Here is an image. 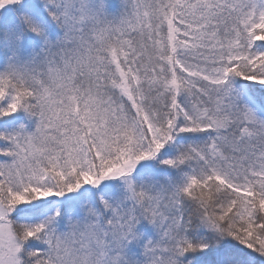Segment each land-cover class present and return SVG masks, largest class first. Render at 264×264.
<instances>
[{
	"label": "snow or ice",
	"instance_id": "6c2138e0",
	"mask_svg": "<svg viewBox=\"0 0 264 264\" xmlns=\"http://www.w3.org/2000/svg\"><path fill=\"white\" fill-rule=\"evenodd\" d=\"M0 264H264V0H0Z\"/></svg>",
	"mask_w": 264,
	"mask_h": 264
}]
</instances>
